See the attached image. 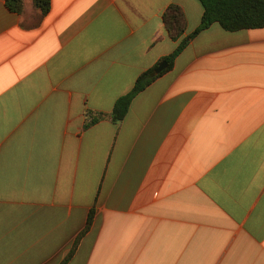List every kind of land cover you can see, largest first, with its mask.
<instances>
[{"label":"crops","instance_id":"0c3cea01","mask_svg":"<svg viewBox=\"0 0 264 264\" xmlns=\"http://www.w3.org/2000/svg\"><path fill=\"white\" fill-rule=\"evenodd\" d=\"M23 3L0 0V264H62L92 209L67 264H264V28L202 31L115 123L200 1Z\"/></svg>","mask_w":264,"mask_h":264},{"label":"trees","instance_id":"16d2710c","mask_svg":"<svg viewBox=\"0 0 264 264\" xmlns=\"http://www.w3.org/2000/svg\"><path fill=\"white\" fill-rule=\"evenodd\" d=\"M34 5L43 14H47L51 9V0H33ZM203 6V17L200 27L194 31L188 38L183 39L176 50L163 60L168 62L171 68L176 58L187 47L190 40L194 39L202 31L207 30L213 24H219L228 32H238L242 30L262 29L264 28V0H199ZM9 10L15 13H22L24 9L23 0H6ZM181 7L171 5L163 15V21L166 29L173 40L178 41L186 29V18ZM158 65L139 76L133 90L117 100L111 113L113 122L119 123L127 116L131 104L135 97L149 87L160 75L155 73ZM105 115L89 113L88 126L99 122ZM95 211L92 209L87 219V225L79 234L72 246L70 253L62 264H67L75 255L79 244L88 233L93 224Z\"/></svg>","mask_w":264,"mask_h":264},{"label":"water","instance_id":"95a60500","mask_svg":"<svg viewBox=\"0 0 264 264\" xmlns=\"http://www.w3.org/2000/svg\"><path fill=\"white\" fill-rule=\"evenodd\" d=\"M167 67H169L168 62L164 61L155 69V73L158 75L162 73Z\"/></svg>","mask_w":264,"mask_h":264}]
</instances>
